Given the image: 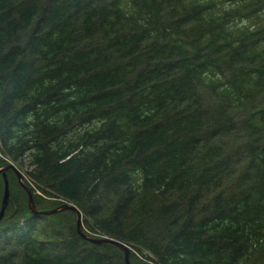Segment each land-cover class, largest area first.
I'll return each instance as SVG.
<instances>
[{"label": "trees", "instance_id": "trees-1", "mask_svg": "<svg viewBox=\"0 0 264 264\" xmlns=\"http://www.w3.org/2000/svg\"><path fill=\"white\" fill-rule=\"evenodd\" d=\"M0 146L141 264H264V0H0ZM16 207L0 264H125Z\"/></svg>", "mask_w": 264, "mask_h": 264}, {"label": "water", "instance_id": "water-1", "mask_svg": "<svg viewBox=\"0 0 264 264\" xmlns=\"http://www.w3.org/2000/svg\"><path fill=\"white\" fill-rule=\"evenodd\" d=\"M8 168H11L14 173L16 174L19 183L24 187L26 193H27V204H28V208L30 210V212L32 214L35 213H41V214H51L60 210H65V209H69L75 212L76 214V230L77 232L82 235L84 238L93 241V242H107V243H111L117 247H119L124 254V263L125 264H131L130 262V258H129V254H130V248L127 245L126 242L121 241L119 239L110 237V236H94V235H90L87 234L83 228H82V218H81V212L78 209V207L73 204L70 201L64 200L62 202H60L59 204H57L55 207L52 208H46V209H38L35 205L34 202V197H33V192L29 186V184L24 180L23 178V174L21 173V171L12 163H6L2 166H0V173L3 177V193H2V199H1V205H0V218L3 216L4 214V210L5 207L7 205L8 202V198H9V182H8V177H7V173L6 170Z\"/></svg>", "mask_w": 264, "mask_h": 264}, {"label": "rangeland", "instance_id": "rangeland-1", "mask_svg": "<svg viewBox=\"0 0 264 264\" xmlns=\"http://www.w3.org/2000/svg\"><path fill=\"white\" fill-rule=\"evenodd\" d=\"M0 157L1 158H3L6 162H7V160H9V159H7L6 158V156L5 155H3V153L1 152V146H0ZM9 161H11V160H9ZM12 162V161H11ZM2 164H4V162H2ZM16 166H17V168L22 172V174H23V177H24V180L28 183V184H31V185H33V182H32V179H31V177L29 176V174L27 173V171L30 169V166H28V164H27V161L26 160H24V164H22V165H20V166H18L17 164H16ZM8 175H9V201L12 199V201H11V203H9L8 205H7V208H6V210H5V213H4V216H3V221H2V224L3 225H5V224H7V221H5V220H7V219H4L5 218V216H6V214L8 213V212H12V214H15V211H16V205H20V203L22 204V205H24V206H26L27 205V203H26V201H27V195H26V192H25V190L19 185V183H18V181H17V178H16V175H15V173L11 170V172L10 173H8ZM3 182H1V180H0V203H1V199H2V193H3V184H2ZM37 189V188H36ZM38 190V194L39 195H41L42 197H44V198H49V197H51L50 195H48L47 193L46 194H44V193H42V192H40V190L39 189H37ZM33 195H35V194H33ZM57 199H59V198H57ZM60 200H64V199H60ZM49 207V206H48ZM48 207H46V208H48ZM61 211V210H60ZM54 213H56V212H54ZM57 216V218L58 219H60V220H65L66 218L65 217H63L61 214H58V215H56ZM15 217H21V215H16ZM83 218H85L84 217V215L82 214V228H84V230L85 231H87L86 233L87 234H90V235H101V233L98 231V229L96 228V227H93L92 229L91 228H89V227H86L87 225H85L84 223H83ZM73 220V222H74V218L72 219ZM127 243V242H126ZM127 245L129 246V248H130V253H131V251L134 253V255H136L133 259H134V261L136 262V263H138V264H141V260L139 261V259L140 258H142V256L139 254V253H141V252H138V251H136V248L133 246V244L131 243V242H129V243H127ZM145 252H148L147 250H145ZM139 258V259H138ZM144 258V257H143ZM146 258V257H145ZM144 258V259H145Z\"/></svg>", "mask_w": 264, "mask_h": 264}, {"label": "flooded vegetation", "instance_id": "flooded-vegetation-1", "mask_svg": "<svg viewBox=\"0 0 264 264\" xmlns=\"http://www.w3.org/2000/svg\"><path fill=\"white\" fill-rule=\"evenodd\" d=\"M10 172H11V169H9V172H8V173H10ZM17 179H18V178H17ZM24 190H25V189H24ZM8 199H9V198H8ZM11 201H12V199H11L10 201L8 200V204L11 203ZM26 203H27V201H26ZM8 204H7V205H8ZM27 207H28V206H27ZM6 208H7V206H6ZM6 208H5V210H6ZM4 212H5V211H4Z\"/></svg>", "mask_w": 264, "mask_h": 264}, {"label": "bare ground", "instance_id": "bare-ground-1", "mask_svg": "<svg viewBox=\"0 0 264 264\" xmlns=\"http://www.w3.org/2000/svg\"><path fill=\"white\" fill-rule=\"evenodd\" d=\"M3 218V217H2Z\"/></svg>", "mask_w": 264, "mask_h": 264}]
</instances>
